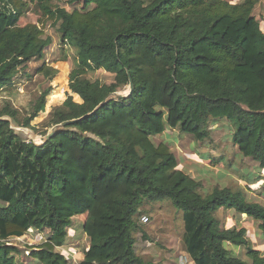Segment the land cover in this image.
<instances>
[{"label":"trees","instance_id":"1","mask_svg":"<svg viewBox=\"0 0 264 264\" xmlns=\"http://www.w3.org/2000/svg\"><path fill=\"white\" fill-rule=\"evenodd\" d=\"M27 1L76 48L68 89L80 102L68 95L50 114L54 132L42 144L12 125L33 129L49 90L22 122L9 103L0 107V264H17L19 248L10 239L32 229L49 230L28 247L34 263L68 264L56 249L77 230L72 221L80 215L89 246L78 264H154L133 249L143 197L168 199L181 211L193 264H264L246 228H225L217 214H245L264 237V205L240 187L202 193L167 144L151 140L178 129L204 141L209 121L226 119L237 151L264 171V30L253 15L259 0H81L82 8L70 11L52 0ZM25 5L0 0V89L51 43L37 24L18 25ZM96 70L113 82L85 78ZM37 72L52 79L57 70ZM126 88L127 95L117 94ZM227 244L244 248V256Z\"/></svg>","mask_w":264,"mask_h":264},{"label":"rangeland","instance_id":"2","mask_svg":"<svg viewBox=\"0 0 264 264\" xmlns=\"http://www.w3.org/2000/svg\"><path fill=\"white\" fill-rule=\"evenodd\" d=\"M231 3L240 0H226ZM23 14L18 21L19 26L37 24L44 37H49L51 43L44 49L42 58H33L20 68L12 82L0 89V107L9 103L18 111V120L22 122L33 109L40 94L46 90L44 111L40 112L31 122L33 129L12 125L23 138L39 141L50 127V114L71 95L75 102H80L78 96L68 89V76L76 61L77 50L64 42L58 32V23L41 15L36 3L25 0ZM52 5L61 6L68 11L82 8L81 0L71 3L69 0H52ZM92 7V6H91ZM253 15L264 30V0H259L253 9ZM41 66H49L57 70L50 79L37 72ZM89 80L101 83L113 82V75L103 70H96L85 75ZM128 89L119 90L117 94L127 95ZM116 94V93H115ZM114 95V94H113ZM115 96V95H114ZM209 136L204 141H197L191 135L178 129H168L164 133L152 136V142L157 145L165 143L175 155L177 168L183 170L202 183V193L209 192L214 186L240 187L251 201L264 205V171L250 158H244L237 151L231 140V130L234 126L226 119L210 120ZM251 180H258L255 183ZM248 176V177H249ZM261 178V179H260ZM249 180V181H248ZM221 225L225 228L244 227L250 245L264 255V237L257 229L258 223L233 210L217 212ZM147 218L144 223L143 219ZM84 215L73 218L76 231L68 230L71 236L66 243L56 250L69 259L68 264H78L86 252L88 238L80 231ZM133 229L135 254L154 264H193L184 251L182 242L183 222L181 211L168 199H150L143 197L134 215ZM49 230H29L20 238H11L10 242L19 248L16 255L17 264H36L29 256V246L42 243ZM233 253L244 256L245 249L226 245Z\"/></svg>","mask_w":264,"mask_h":264},{"label":"water","instance_id":"3","mask_svg":"<svg viewBox=\"0 0 264 264\" xmlns=\"http://www.w3.org/2000/svg\"><path fill=\"white\" fill-rule=\"evenodd\" d=\"M132 87H133V85H132V83L130 82V92L132 91ZM103 103V102H102ZM101 103V104H102ZM100 104V105H101ZM100 105L99 106H97L90 114H92V113H94L97 109H98V107H100ZM75 121H77V120H69V121H67L65 124H71V123H73V122H75ZM62 125H64V124H62ZM53 132H54V128H52L45 136H43L39 141H35L34 140V137H35V135H34V133H32L31 135H32V140H34L35 141V143L36 144H42V143H44L47 139H49L50 137H51V135L53 134ZM243 216L244 217H246L245 216V214H243Z\"/></svg>","mask_w":264,"mask_h":264},{"label":"built area","instance_id":"4","mask_svg":"<svg viewBox=\"0 0 264 264\" xmlns=\"http://www.w3.org/2000/svg\"><path fill=\"white\" fill-rule=\"evenodd\" d=\"M143 221H144V223L147 222V218H144Z\"/></svg>","mask_w":264,"mask_h":264}]
</instances>
